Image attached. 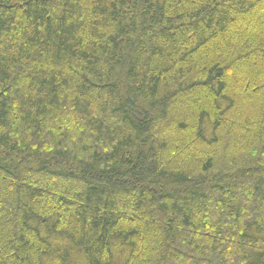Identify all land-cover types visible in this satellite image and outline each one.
Segmentation results:
<instances>
[{
    "label": "trees",
    "instance_id": "obj_1",
    "mask_svg": "<svg viewBox=\"0 0 264 264\" xmlns=\"http://www.w3.org/2000/svg\"><path fill=\"white\" fill-rule=\"evenodd\" d=\"M0 264H264V0H0Z\"/></svg>",
    "mask_w": 264,
    "mask_h": 264
}]
</instances>
